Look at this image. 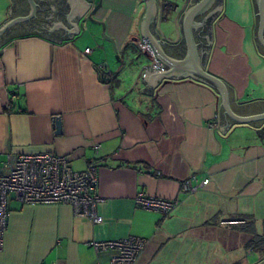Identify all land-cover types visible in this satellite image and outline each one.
I'll return each instance as SVG.
<instances>
[{
    "label": "crops",
    "instance_id": "crops-1",
    "mask_svg": "<svg viewBox=\"0 0 264 264\" xmlns=\"http://www.w3.org/2000/svg\"><path fill=\"white\" fill-rule=\"evenodd\" d=\"M34 1V15L0 32V168L8 153L64 155L77 170L96 163L102 221L67 203L12 200L0 264H106L115 249L95 251L89 243L128 235L146 241L136 264L249 262L256 254L245 248L250 235L226 221L253 220L256 232L264 231V120L235 122L223 133L217 90L190 74L143 91L149 62L134 48L145 0H91L87 13L70 20L77 32L67 30L74 27L68 0ZM167 1L179 9L185 0ZM155 6V23H148L154 37ZM218 6L203 27H193L197 64L226 83L236 113L264 111L256 0H214L208 13ZM30 8L28 0H0V27ZM178 9L161 22L167 36ZM53 22L67 29L48 30ZM185 45L182 37L184 52ZM215 115L219 127L212 129L206 122ZM191 174L209 183L182 191ZM139 192L179 203L161 217L134 202Z\"/></svg>",
    "mask_w": 264,
    "mask_h": 264
},
{
    "label": "built area",
    "instance_id": "built-area-1",
    "mask_svg": "<svg viewBox=\"0 0 264 264\" xmlns=\"http://www.w3.org/2000/svg\"><path fill=\"white\" fill-rule=\"evenodd\" d=\"M177 9V6L169 1L162 0L160 2L161 20L165 21L167 13ZM137 47L149 53L152 57V67L155 69L162 67L154 48L146 39H138ZM84 51L89 53L91 49L86 48ZM11 101L12 98L9 102ZM9 102L6 108L11 110ZM206 124L209 128L217 129L219 127L218 115L209 119ZM99 147V143L93 145L96 151ZM97 182L98 166L96 163H89L86 168L77 170L71 166L70 161L64 155L51 152L8 153L4 167L0 168V249L3 245L12 200L21 205L67 203L71 205L75 214L84 216L92 222L102 221V216L97 210L100 202V197L95 192ZM208 183V177L200 178L197 174H191L181 182V189L193 193ZM134 202L144 209L155 211L161 217H165L178 205L179 200L178 197L166 199L139 192L134 197ZM226 222L236 224L242 221L230 219ZM89 244L95 251L115 249V253L106 264H136L146 241L142 237L128 235L119 239L92 241ZM49 264L59 263L50 262Z\"/></svg>",
    "mask_w": 264,
    "mask_h": 264
},
{
    "label": "water",
    "instance_id": "water-1",
    "mask_svg": "<svg viewBox=\"0 0 264 264\" xmlns=\"http://www.w3.org/2000/svg\"><path fill=\"white\" fill-rule=\"evenodd\" d=\"M68 1L70 2L71 9L69 11V14H66L67 20L74 27L67 29L60 22H53V26L48 30L52 31L53 28L61 26L70 32L78 31L76 24L70 22V20L77 12H84V14L87 13L90 8L91 0H85L86 2L84 0ZM145 1L147 9L140 22L141 37L142 39H146L154 48L156 57L162 63V67L159 69H155L154 67H152V57L149 55V53L143 51L149 62L144 66L145 71L142 78L146 82V88L143 89V91L151 93L152 87L156 85L159 80L160 82H167L171 79H174V77H180L190 74L192 75L191 77H197L205 83L213 86L217 90L220 104L223 109L220 122V129L223 133L232 123L235 122L251 123L264 120V111L262 110L261 112L249 115H241L236 113L231 107L229 89L226 83L220 77L206 70L202 65L197 64L195 55L196 44L194 42L192 34L193 27L194 29L199 25L203 27L205 18L209 16L213 11L217 9L220 10L221 6L215 7L211 12L208 13L214 0H185L181 7L178 9L176 16L172 20L174 33L172 36H167L160 28L162 22L160 2L157 0ZM28 2L31 6L30 12L25 16H17L8 21L6 24L0 27V32L13 22L20 21L29 18V16L31 15H34V12L36 10V3L34 0H28ZM156 4L159 7V15L156 20L158 35L154 37L148 30V23L152 20ZM91 12L92 11H90V14ZM204 15L206 16L201 21H197L199 17H203ZM256 16L258 19L256 37L260 46L264 48V0H256ZM152 21L155 23V19ZM203 36H205V38L207 39V35ZM182 37H184L186 43L185 52L181 47ZM207 41L211 42L208 39ZM200 42L202 46V41ZM55 123L57 132H61L60 117L55 118Z\"/></svg>",
    "mask_w": 264,
    "mask_h": 264
},
{
    "label": "trees",
    "instance_id": "trees-1",
    "mask_svg": "<svg viewBox=\"0 0 264 264\" xmlns=\"http://www.w3.org/2000/svg\"><path fill=\"white\" fill-rule=\"evenodd\" d=\"M12 108L13 107H11V109ZM214 219L215 217H213L206 223H212ZM231 219H236V218H231ZM237 219L242 222L233 224L234 228L250 235V238L245 243V248L249 249L251 252L253 251L254 253H256L259 258H264V231H262V233H257L253 220H246L245 218L244 219L237 218ZM232 264H240V263L235 262Z\"/></svg>",
    "mask_w": 264,
    "mask_h": 264
},
{
    "label": "rangeland",
    "instance_id": "rangeland-1",
    "mask_svg": "<svg viewBox=\"0 0 264 264\" xmlns=\"http://www.w3.org/2000/svg\"><path fill=\"white\" fill-rule=\"evenodd\" d=\"M174 4V3H173ZM179 4V3H178ZM183 4V3H182ZM169 13H167L168 15ZM168 20V19H167ZM166 23V21L164 22ZM134 52H138L140 56L146 57L143 51H141L139 48H134ZM148 60V59H147ZM242 251V250H241ZM248 254L250 252H247ZM250 255V254H249ZM249 262L244 261L243 264H264V258H258V255L254 254L253 256H249L248 258ZM252 261V262H251Z\"/></svg>",
    "mask_w": 264,
    "mask_h": 264
},
{
    "label": "flooded vegetation",
    "instance_id": "flooded-vegetation-1",
    "mask_svg": "<svg viewBox=\"0 0 264 264\" xmlns=\"http://www.w3.org/2000/svg\"><path fill=\"white\" fill-rule=\"evenodd\" d=\"M58 12H60V8L58 9Z\"/></svg>",
    "mask_w": 264,
    "mask_h": 264
}]
</instances>
